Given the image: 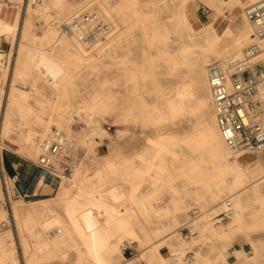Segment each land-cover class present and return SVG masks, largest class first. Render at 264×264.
Instances as JSON below:
<instances>
[{
	"label": "bare ground",
	"instance_id": "6f19581e",
	"mask_svg": "<svg viewBox=\"0 0 264 264\" xmlns=\"http://www.w3.org/2000/svg\"><path fill=\"white\" fill-rule=\"evenodd\" d=\"M105 1L104 8L100 6L88 7L86 4L79 6L61 23L59 32H46L41 37L42 42L47 44L46 48H37L29 44L30 46L17 49V43H15L14 58L12 64H9L7 68L3 64L6 54L8 57L9 53H0V72L3 67L5 72L0 78V153L4 145L2 142L8 137V132L12 128V118L14 114L18 113L27 118L35 117L38 121L46 118L45 132L47 133L43 135V138L54 127H57L62 129L69 139L82 145L85 154L88 149L93 148L97 151L100 148V157H107L103 166L92 176H88L85 170H81L84 159L81 160L71 180L67 184H62L57 196L53 198L55 204L51 203L52 200H40L34 203L31 208L27 206L29 209L22 210L18 209L14 203L9 204L8 207L2 205L0 218H6L12 211L13 217L16 219V231L13 232V240L8 243V245L13 244L12 246L0 245V264H56L58 260H63L65 263L69 248H76L80 254L78 261L74 264H139L140 259H147V264H190L188 262L190 258H187L188 256L185 258L183 246L177 245L175 240L179 235L177 231L181 227L188 223H191L190 225L198 223L197 217L179 226H177V219H174V224L170 225L156 226L153 224L154 217L168 216L171 210L167 206L156 207L152 201L166 183L177 189L176 178L180 175L186 176L193 182L205 183L211 190L208 198L213 203L227 196L223 201L221 200L222 208L224 201L230 200L232 203L233 213L227 221L222 222L228 223V226H215V220L211 222V218H208L209 221L202 222L200 234L195 233L192 236L193 240L205 236L217 239L230 238L236 231H247L250 228L249 217L257 219L261 213L264 214V193L262 192L264 159L262 158V163L256 169L245 165L240 154L225 143L215 114L213 126H208L200 134L194 133L184 139L185 142L193 145L195 151L208 152L214 167L200 169L198 163L187 159L186 163L176 168L166 164L165 156L169 153L177 156L172 146L182 143V141L180 142L176 137H168L166 134L149 138L150 149L145 153L137 154L135 158L109 157V145L97 148L98 133L92 124V119L101 110H104L103 107H107L102 103L91 104L88 101L78 103L81 111L87 114L86 119L80 115V121L84 120L88 127L82 143L73 138L72 109H69L71 102L66 94V84L73 79L75 74L97 68L117 51L119 40L115 38L122 30L124 33L121 39L129 40V29L126 30V27H131V25L138 27L142 37L151 46L159 44L165 46L170 41L177 40L175 37L176 28L178 24H182L188 33L190 43H186L181 49L182 53L174 55L171 61L174 67L178 65L179 60L188 61L189 71L176 86L174 93L177 100H170L167 111L157 108L150 111L138 110L140 114L149 112L145 116L157 124L166 120L168 115L191 108L188 104L194 99H197L199 103L209 101L211 98L207 78L209 64L212 61L225 58L233 60L243 58L244 49L251 42L253 33V25L247 18L245 9L260 0H200L210 7V11L206 21L201 22L199 28L194 24L195 20L199 21V18L194 15L193 9L189 10L187 7L190 0H184L185 7L181 12L180 21L174 25L163 21L160 16L163 10L160 2L164 0H124L126 2L124 6L133 15L128 25H122L117 20L115 21L117 9L120 6L115 8L111 2ZM35 2L41 4L43 1L40 3L35 0ZM231 6L243 10L242 23L236 28H232V24L239 14L233 10L230 11ZM24 7L28 9L24 21V31L26 32L31 25L33 13H37L40 9H34L32 0L28 2L25 0ZM52 7L65 9V11L70 8L67 3H64V0H45L42 11L47 10L46 12H48ZM90 9L102 12L116 25L108 41L95 49H88L77 38L67 33L62 26L71 16ZM220 19L227 21L223 28L217 27V22ZM19 24L18 20L13 24L0 20V32L6 34L8 38L12 37L14 43L16 34H10V32L14 31ZM203 32L208 33V38L205 39L206 46L201 45L197 39L202 36ZM194 47L201 50L196 56L188 58L187 55L193 53ZM262 58L264 59V52ZM151 59L153 60V55ZM30 62L39 65L41 71H48L51 65L61 69L62 73L66 69L71 70V76L62 75L60 78L62 87L54 98L44 104L40 110H36L29 103L30 93L19 89L16 84L18 78L26 73ZM73 70H75V74H73ZM125 72H130V69L126 68ZM142 72L143 69H134V74H142ZM195 75L202 76L207 96H200L195 91L197 88L194 83L196 80L193 78L196 77ZM149 77L155 82L156 89H158V79L154 67L146 74V78ZM143 105L146 106L144 103ZM136 110L137 104L129 98L120 104L115 110L116 114L112 121L114 135L117 127L127 129L126 125L136 114ZM78 113L80 112L78 111ZM46 114L49 116L47 115V117ZM21 140L18 152L27 157L38 158L40 142L43 140H40L39 134L29 128L21 133ZM2 168L5 167L2 165ZM192 171L197 173L193 174ZM45 181L46 185L55 186L56 184V179L53 177H49L47 180L42 177L41 182ZM146 183L150 190L143 194L141 188ZM1 188L0 195L2 194ZM194 195L199 200L205 199V196L200 193ZM201 206L203 205L201 204ZM219 207L214 205L208 208L204 217H210L212 213L217 214ZM140 218L142 221L139 220ZM259 224H264V218L263 221H258L257 225ZM145 226H148V230ZM231 241L233 246V240ZM128 243H137L140 247L134 258H126L124 255V249ZM163 247L169 249L170 256L168 258L161 252ZM228 247V245L223 248L219 247V253L213 264H217L218 261L230 264L224 252ZM20 249L21 258L19 256ZM240 252L244 254L243 249L235 250V253ZM200 255L197 252V257Z\"/></svg>",
	"mask_w": 264,
	"mask_h": 264
},
{
	"label": "rangeland",
	"instance_id": "374dc122",
	"mask_svg": "<svg viewBox=\"0 0 264 264\" xmlns=\"http://www.w3.org/2000/svg\"><path fill=\"white\" fill-rule=\"evenodd\" d=\"M110 1L115 8L117 6L126 5L124 0ZM41 2L42 0L40 3ZM73 2L74 4L71 2L72 4L69 6L70 8L66 9V11L65 9L52 7L48 12H46L47 10L43 12L42 8L44 7V3H42V5L38 4L40 12L33 13L31 17L30 31L28 33L27 29L24 35H22L20 48L30 45H34L37 48H46L47 44L42 42L41 36L48 31L59 32L61 29V23L79 6L86 4L88 7L100 6L101 8H104V3H106L105 0H74ZM203 4L199 0H190L187 3L188 9H193L196 16L199 18L200 22L195 20L196 22L194 23L197 28L200 27L201 22L206 21L207 16L209 15L210 7L205 4L206 7ZM160 5L163 9L160 14L163 21L170 25H174V23L180 21L181 12L185 7L184 0H164L160 2ZM232 10L239 14L238 18L232 24V28H236V26L242 23L241 15L243 14V10L239 7L235 8L231 6L230 11ZM227 14L229 15V13ZM191 20L193 19L191 18ZM226 24L227 21L220 19L217 22V27L223 28ZM125 29H129V40L121 39L122 34L124 33L122 30L115 38L119 40L117 51L113 53L110 58L106 59L104 64L78 74H75V70H73V74L75 75L73 76V79L66 84V94L71 102L69 109L76 108L80 112V115L86 119L87 114L81 111L78 106L79 102L88 101L91 104L102 103L107 106L103 107L104 110H101L99 114L95 115L92 119V124L98 133V140V137L101 135V121L105 119L113 121L116 114L115 110L118 109L121 103L129 98L137 104L136 114L126 125L127 129L122 127L116 128V133L112 136L109 143V157H119L124 159L135 158L137 154L145 153L150 149L149 138H156L159 134H166L168 137H176L180 142L182 141V143H176L172 146V149L177 156L172 155L171 153L165 156V162L168 166H175L178 168L186 163L187 159H192L198 163L200 169H212L214 164L210 161L208 152L195 151L193 145L184 140L187 136L193 135L194 133L200 134L204 128L213 126V116L215 113L211 98L204 103H199L197 99H194L188 104L191 108L168 115L166 120L157 124H154L148 119V116H145V114L148 115L149 112L140 114L138 110L146 109L147 111H150L157 108L158 110L167 111L170 100H177L174 92L177 84L189 71L187 66L188 61L179 60L180 62L178 65L174 67L171 58L176 54L182 53L181 49H183L184 45L190 43V38L188 37L186 29L182 24H178L176 28L177 33L175 35L177 40L170 41L165 46L160 44L151 46L146 39L142 37L139 28L136 26L132 27L131 25V27L129 26ZM201 35L202 36H199L197 39L201 45L206 46L205 39L208 38V33L203 32ZM200 50V48L194 47L192 49L193 53H190L187 57L196 56ZM0 53L5 54V52L2 51H0ZM14 53L15 46L9 52V62L2 63L3 66H6L7 68L9 64H12ZM152 55L153 60L151 59ZM152 67H154L158 79V89H156L155 82L150 77L146 78V74ZM126 68L130 69V72L126 73ZM40 69L41 67L39 65L30 62L29 68L26 69V73L18 78L16 83L19 89L30 93L28 101L36 110L42 109L44 104L54 98L57 91L62 87V82L60 80L62 75L65 74L66 76H71L70 69H66L64 70V73H62L61 69L54 65H51L48 71L42 70V72ZM134 69H143V72L142 74H134ZM2 74L3 72H0V78ZM195 76L196 77H193L194 80H196L194 83L197 86L195 91H197L200 96H207L202 76ZM143 103L146 106H144ZM118 104L119 106H117ZM47 115L49 116V114H46V116ZM11 122L12 128L8 132V137L2 142L4 145L2 146L0 153V174H4L6 177V185L0 181V188L2 187L0 208L2 205L8 207L9 204L11 205L14 203L20 210L24 208L29 209L34 203L40 200H52L51 203L55 204L53 198L57 196L59 189H55L53 185L49 184L45 186V182H41L43 176L38 175L36 171L31 170L30 166L37 160V158L35 159L33 156L27 157L18 152L22 142L21 133L23 131H26L29 128L33 129V131L39 134L40 140L49 136L52 130L43 138V135L47 133L45 132L47 119L43 118L42 121H38L35 117L27 118L20 116V114L17 113L14 114ZM81 122L82 124L80 125H73L71 123V128L73 131V138L78 139L82 143L88 126H86L87 124L84 120H81ZM100 154V148L97 151L93 150V148L91 150L88 149L87 155L81 165L83 166L81 170H85L88 176H92L105 163L107 157H100ZM259 158H264V155ZM259 158L254 156H244L241 157V160L245 165H248L245 162L255 161ZM6 159L9 163L16 159L20 162V164L17 165V168H15L14 174L18 175L17 181H13L14 175H11L6 169ZM2 165L5 167L4 169L2 168ZM192 172L193 174L197 173L196 171ZM176 179V184L178 185L177 189L172 188L169 183H166L161 187L160 191L156 194L155 199L152 201V204L156 207L167 206L171 210V213L168 216L154 217L153 224L156 226L170 225L174 224V219H177V226H179L197 217L198 223L194 224L195 226L188 223L181 227L179 231H177L179 232V235L175 240L177 245L183 246L185 258L188 256L187 253L189 251L193 253V259L188 262L190 264L193 262L195 264H213L220 248H223L226 245L229 246L225 252L228 256L229 250L232 247V241L229 242V238L217 239L205 236L197 240L192 239V236L195 233L200 234L199 231L202 222L209 221L208 218H211V222H214L215 220L213 217L216 213L210 214V217H204L205 211L214 205L217 206V208L220 206L218 212L221 211L222 201L227 196H224L221 199L222 201L217 200L213 203L208 198L211 190L207 188L205 183L190 181L183 175L178 176ZM8 183L12 185H9ZM6 186L7 188H5ZM16 187L24 189L29 187L31 190L38 191L39 195L36 196L35 199L27 201L20 197L17 192L14 194L13 191ZM7 189L9 191L8 194ZM149 190L150 187L147 183L141 188L143 194H146ZM194 192L196 194L200 193L204 195L205 199H197ZM201 204L203 206H201ZM10 214H8L6 218H0V245L5 247L13 245H8V243L13 240V232L16 231V219L13 217L14 214L12 211ZM139 220L142 221L141 218ZM215 226L226 227L228 224H215ZM145 228L148 230V226H145ZM252 235H254L258 242L264 246V224L248 228L247 232L242 235L243 237H246L250 243V245L248 244V246H246V253L250 256L254 255V253H249V251L254 252V249L251 246ZM69 249L67 250L68 256L65 259V263L63 260H58L56 264H74L78 261L80 255L79 251L76 248ZM139 250L140 247L137 243H128L124 249V255L126 258H134L137 256ZM161 250L166 258L170 256L167 247H163ZM197 252L201 254L198 257ZM19 256L20 258L22 256L21 249L19 251ZM138 263L145 264L148 263V260L140 259ZM219 264L224 263L221 262Z\"/></svg>",
	"mask_w": 264,
	"mask_h": 264
},
{
	"label": "built area",
	"instance_id": "2783aa9c",
	"mask_svg": "<svg viewBox=\"0 0 264 264\" xmlns=\"http://www.w3.org/2000/svg\"><path fill=\"white\" fill-rule=\"evenodd\" d=\"M116 14L115 21L122 25H128L133 18L124 5L117 9ZM245 14L253 25V33L251 42L244 49L243 58L212 61L208 66L207 78L215 116L225 143L240 157L259 158L264 154V0L247 6ZM62 26L88 49H95L108 41L116 25L102 12L90 9L71 16ZM4 62L8 63L7 54ZM71 118L73 125L82 124L76 108L72 109ZM100 132L97 148L109 145L114 135L112 121L102 120ZM86 155L82 145L69 139L62 129L54 127L49 136L40 142L39 156L30 167L46 180L55 178L54 188L59 189L71 180ZM5 180L4 174H0V181L6 185ZM17 180L16 174L13 181ZM13 192L27 201L39 195L38 191L29 187H16ZM232 213L231 201H224L215 222L227 221ZM187 254L190 257L193 253L189 251Z\"/></svg>",
	"mask_w": 264,
	"mask_h": 264
},
{
	"label": "crops",
	"instance_id": "0c3cea01",
	"mask_svg": "<svg viewBox=\"0 0 264 264\" xmlns=\"http://www.w3.org/2000/svg\"><path fill=\"white\" fill-rule=\"evenodd\" d=\"M24 1L25 0H0V20L4 21L5 23L8 22L11 24H13L17 20H18V22H20V24L18 26H16V29L14 31L10 32V34H12V33L16 34V38L14 40V43H13L12 37L8 38L6 34L0 32V34H1L0 35V51H2V52L9 53L13 49L15 43H17V49H18V47H20V42H22L21 38L25 32L24 31V21L26 19V14H27V10H28V9H26V7H24ZM28 1L29 0H27V2ZM38 1H41V0H38ZM42 1H43L42 3L45 2V0H42ZM73 1L74 0H64V3H68V6H70V4H72V3L74 4ZM107 1L111 2L110 0H107ZM35 4H37V5H35ZM203 5L206 6L205 4H203ZM33 6H34L35 10L39 9L38 8L39 5H38V3L35 2V0L33 1ZM23 7H24V9H23ZM38 12H40V11H38ZM194 15H196L195 12H194ZM198 22H200V21H198ZM35 23L37 24L36 21H35ZM29 31H30V27L28 28V33H29ZM41 37H43V35ZM2 72H3V74L5 73L4 68L2 69ZM245 163L250 165L252 168L256 169L262 163V159L259 158L258 160L251 161V162H245ZM10 164L12 165V167L15 170V168H17V165H19L20 162H18L16 159L14 161H10ZM262 190H263L262 192L264 193V187L262 188ZM260 209H262V208H260ZM217 214H215V215H217ZM263 216H264V214L261 213V215L258 216L257 219H254L253 217H249L248 222L250 224V228L262 225V224L257 225V223H258V221H263V218H264ZM219 224L223 225V224H228V223H219ZM246 232L247 231L239 230V231H236L232 236H230L229 242L231 240H233V242L234 241L235 242H234V245L230 248L228 256L226 255L228 263H230V264H264V246L261 245L260 242H258L257 238L254 237V235H252V238H251V246L254 249V252H251V253H254V255L250 256L248 253H246L247 252L246 246H248V244L250 245L248 239L246 237L242 236ZM237 249L238 250L243 249L244 254L241 252L235 253V250H237ZM161 252H162V250H161ZM224 252H226V250ZM193 257H194V255L187 257V258H190L192 260ZM219 263H221V261L217 262V264H219Z\"/></svg>",
	"mask_w": 264,
	"mask_h": 264
},
{
	"label": "trees",
	"instance_id": "16d2710c",
	"mask_svg": "<svg viewBox=\"0 0 264 264\" xmlns=\"http://www.w3.org/2000/svg\"><path fill=\"white\" fill-rule=\"evenodd\" d=\"M5 165H6V169L8 170V172L11 174V175H14L15 174V170L14 168L12 167V165L7 161H5Z\"/></svg>",
	"mask_w": 264,
	"mask_h": 264
}]
</instances>
